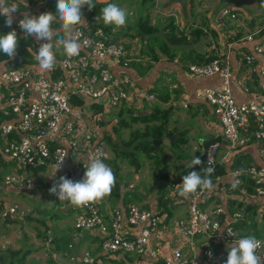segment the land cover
<instances>
[{
  "label": "built area",
  "instance_id": "obj_1",
  "mask_svg": "<svg viewBox=\"0 0 264 264\" xmlns=\"http://www.w3.org/2000/svg\"><path fill=\"white\" fill-rule=\"evenodd\" d=\"M8 1L9 6L14 4L16 8L19 4L32 7L23 0ZM24 15H16L13 23L21 34L24 32L19 21ZM216 18L224 24L234 20L235 13L232 8H223ZM73 37L84 47L73 57L59 47L61 53L52 71L40 70L33 45L27 46L31 63L17 69H0V88L7 90L0 108V156L15 169L3 176L5 187L32 189L36 182L28 170L45 162L53 170L62 159L64 163L57 176H64L65 166L75 160L71 178L82 180L89 155L104 162L111 157L106 142L94 131L99 114L106 109L157 99L156 92L139 88L126 76L113 72L112 64L128 67L139 61V53L127 50L123 40H114L112 33L86 22L74 26ZM252 38L248 34L244 39ZM242 61L249 72L256 74L259 93L241 102L235 100L234 91L247 93V81L237 78L227 63L214 60L189 65L194 75H218L221 79L218 88L204 90V98L221 127V140L208 147L200 172L203 177L208 170L216 187L212 191L198 189L187 199L179 196L176 202L185 204L186 214L169 231H164L167 214L154 207L129 202L123 208L110 209L106 216L95 203L80 207L73 227L97 231L103 254L133 255L139 258V264H226L230 246L247 237L238 228L245 213L228 211L216 199H264V36H260L250 53L242 56ZM96 105H101V112L96 111ZM250 144L257 145L259 162L253 160L249 166L233 167L237 156ZM228 163L231 171L214 174L216 167L225 168ZM237 181L238 186L233 188ZM8 211L17 216L25 213L17 204L8 206ZM172 232L173 238L176 235L175 245L166 238ZM257 239L264 241V233ZM52 240L47 237V243ZM257 255L264 261V244ZM94 262L89 252L79 258L68 256V264Z\"/></svg>",
  "mask_w": 264,
  "mask_h": 264
},
{
  "label": "crops",
  "instance_id": "obj_2",
  "mask_svg": "<svg viewBox=\"0 0 264 264\" xmlns=\"http://www.w3.org/2000/svg\"><path fill=\"white\" fill-rule=\"evenodd\" d=\"M201 4L205 2L206 5L213 8L212 11L204 10L197 11V6L194 9V16L189 13L190 0L187 2L186 14L183 13L179 5H171L167 8L164 7L166 0H93L96 4L93 20L96 23H103L102 15L98 6L107 3H114L121 8L127 9V25L130 24L129 17L134 20V25L137 24L140 17L149 14L151 25L155 26V23L159 19V23L162 26L158 30V35L163 36L162 28L170 21H173L178 28L191 29L193 34L187 36V42L185 44H172L167 47L166 52H161L156 49V57L151 61V67L144 71L143 66L148 62L150 54L135 50L141 54H138L139 61L133 62L128 67L120 65H111L114 73L122 76H126L137 87L153 91L157 93V99L155 101H149L148 105L143 102H137L130 106H123L126 112L123 113V117L129 119V117L135 114L137 117L150 116L154 114L155 108L159 111L169 109V123L166 126V130L175 133L168 136L162 141L166 140V143H158L153 145L157 148V154L155 158L157 162L153 160L151 154L150 157L145 156L144 153L139 152L137 155L138 160L144 158L145 162H152L154 174L153 177L159 180L165 181L164 185L157 187V191L153 192L155 196L151 194L144 197L145 190L143 186L137 187V180L139 178L140 170L143 168V163L138 170L129 164L126 160L130 171V175L134 177L133 181H125L118 175V182L120 183V197L117 201H112L106 195L103 199L94 202L100 213L106 216L107 212L112 208H123L129 202H134L142 207H154L158 211L163 212L162 208H158V199L163 195V199L167 200L172 205L171 214H167L166 229L169 231L175 227L179 218L186 214V206L180 202H176L179 198V187L183 181L176 183L174 175L172 173L159 172V163H165V159L169 160L170 153L175 157V161L182 162L184 156L181 155L182 144L189 138V142L186 144L190 146L192 155L189 157L184 165V169L181 174L184 176L190 168L189 165L193 158H197L202 154L201 141L207 139L221 138V127L214 118L209 104L204 98V90L207 88H218L221 79L218 75L209 77H202L194 75L189 70V65L197 62L202 55L204 58L208 55L215 57L222 63H227L231 69V72L237 78H244L247 81L249 91L247 93H241L238 90L234 91L235 100L237 102L247 101L254 98L259 93V84L257 76L253 72H249L242 61L244 54L250 53L254 44L260 38L264 36V22L260 17L264 14V2L259 3V0H234L240 4V7L232 8L235 13L234 20H228L224 24H220L213 13L217 7L218 0H200ZM200 4V5H201ZM83 19L81 22L89 20L88 10L82 9ZM213 12V13H212ZM179 15L178 22L175 20ZM188 23H192V26H188ZM205 23V25H202ZM105 25V24H104ZM106 26V25H105ZM131 25L123 26V28L130 29ZM111 33H116L119 28H115L114 25H107ZM156 27V26H155ZM189 29H187L189 31ZM196 29H201L198 33H194ZM211 30V31H210ZM213 31V33H212ZM248 34H252L251 40L244 39ZM126 44L127 42L137 41L131 37H122ZM129 40V41H128ZM140 41V40H139ZM40 44L45 41H38ZM56 46V45H55ZM145 49V48H144ZM59 50V49H58ZM131 50V49H130ZM61 50H59V55ZM141 71H144L141 73ZM7 90L0 88V108L4 102V95ZM160 93L161 97L165 98V101H161L158 98ZM120 108L112 109L111 112L117 117L109 118V123H104L99 126L97 122L96 133L97 136L103 137V133H111V136L118 143L122 141L121 134L124 131H129V135L133 130H143L145 126L151 125L150 122H137L132 124L128 128H122L119 135L115 136L112 133L115 120L119 118L118 112ZM130 110V112L128 111ZM148 110L145 115H139V113ZM128 111V112H127ZM132 112V113H131ZM101 120V119H100ZM102 122V121H101ZM128 138H124L126 141ZM180 138V141L176 142V139ZM103 139V138H101ZM192 141V146H191ZM175 142V143H174ZM122 146V145H121ZM166 153H163L165 152ZM162 153V154H161ZM249 154L254 161H256L257 145L250 144L246 147L245 152ZM198 154V155H197ZM197 156V157H196ZM111 158V157H110ZM121 157L117 160L119 161ZM73 162L70 161L65 166V174L63 177L71 179V167ZM259 162V161H256ZM167 163V162H166ZM169 164V163H168ZM148 166V165H147ZM202 166V164L200 165ZM200 168V167H199ZM232 166L229 163L225 166V172L231 171ZM15 169L8 163H5L0 156V225L5 231H0V264H4L8 261L9 253H13V260L15 264H35L36 261H41V264H68V256L79 258L84 252H89L95 259L93 264H139V258L133 255H119L111 256L105 255L100 249V234L95 230H76L73 227L75 215L80 210V207L73 206L67 200L60 201L56 195H53V202L58 201V208L65 210L57 214H62L61 217L50 219L49 215L46 217V211L53 205L51 202L49 189L59 181L60 177L54 174L49 162L38 165L35 169L28 170V174L35 180L36 186L31 189V193H24L29 197L35 198V203L42 201L41 209L34 203L33 205L25 204L23 200L18 201L14 194L23 193L21 189L12 187H5L2 183L3 176L14 172ZM119 173V172H118ZM85 174V172H84ZM55 175V177H54ZM62 177V176H61ZM84 178V175L82 179ZM74 181V180H73ZM133 191V193H131ZM32 199V198H31ZM217 203L227 206L228 211L239 210L240 208L253 207L258 211V217L262 211H264V199L250 198L244 199V201L238 200L236 197L225 200L222 197L216 199ZM17 204L24 210V215L17 217V215L9 213L8 206ZM52 204V205H51ZM237 206V207H236ZM57 208V209H58ZM178 208H183L184 212L173 213ZM262 208V210H261ZM71 211V215H69ZM245 213V220L248 225L252 221L248 214ZM177 219H176V218ZM20 220V223L15 224L12 221L16 219ZM258 229L260 235L263 234L261 230V220L259 218ZM258 222V221H257ZM47 230L50 234L47 235ZM242 234L244 230L239 229ZM252 231V230H250ZM173 233L167 235V239H171V243L175 245L176 235ZM41 236V237H40ZM50 236L53 240L51 243H47V237ZM81 264V263H79Z\"/></svg>",
  "mask_w": 264,
  "mask_h": 264
},
{
  "label": "clouds",
  "instance_id": "obj_3",
  "mask_svg": "<svg viewBox=\"0 0 264 264\" xmlns=\"http://www.w3.org/2000/svg\"><path fill=\"white\" fill-rule=\"evenodd\" d=\"M56 13L45 12L38 17L30 16L25 13L24 18L19 21V27L27 37L34 36L37 41H45L39 47L35 60L41 71L49 72L54 69L56 64L55 54L52 51V41L54 36H59L56 40V47H62L65 55L73 57L79 55L83 44L73 37L74 26L81 23L83 19L82 9L87 6L91 11L96 4L93 0H56ZM17 12L16 6H9L7 0H0V16L5 17V23L11 27L14 23L13 13ZM101 15L104 24L114 25L115 28H121L126 25L128 12L117 4L108 3L101 9ZM61 22L60 29L54 30L52 24L54 21ZM18 36L15 30L6 34H0V52L7 57H14L18 47ZM64 159L60 160L54 166V174L62 168ZM201 160L193 158L190 168L200 165ZM85 174L80 181H73L67 177H60L49 192L58 197L60 201H69L71 205L82 207L90 203L97 202L110 194L115 184V175L113 170L100 157L89 155L84 164ZM199 170V169H198ZM54 175V177H55ZM182 183L178 185L179 196L190 198L197 190L212 191L216 186L210 178V173L205 170L202 177L198 171H190L182 177ZM238 186V181L233 183V188ZM264 241L255 236H247L238 239L228 249L226 264H264L261 257L257 255V250L261 248Z\"/></svg>",
  "mask_w": 264,
  "mask_h": 264
},
{
  "label": "trees",
  "instance_id": "obj_4",
  "mask_svg": "<svg viewBox=\"0 0 264 264\" xmlns=\"http://www.w3.org/2000/svg\"><path fill=\"white\" fill-rule=\"evenodd\" d=\"M25 3H28L32 7H26L24 6L25 4H19L17 7V12L13 13V16L15 17L16 15L19 14H25L27 13L30 16H36L38 17L40 14L45 13V12H51L53 14L56 13V0H23ZM264 2V0H259V3ZM7 4L9 5V1L7 0ZM108 4V3H107ZM107 4L100 5L97 7V9H101L103 7H106ZM200 5L201 1L200 0H190L189 4V13L194 16L195 12V6ZM83 9L88 10V7L85 6ZM96 8H93L91 11L88 10L89 13V20L87 23H90L92 26L98 25L99 27L103 28L106 32L111 33L110 29H108L107 26H105L103 23H96L95 20H93L92 16L95 13ZM260 19L264 22V14L260 17ZM60 24L61 22L57 19L56 21L53 22L52 28L54 30H59L60 29ZM202 25H205L203 23ZM188 26H192V23H188ZM186 27V26H185ZM178 28V26L173 22L170 21L167 25H165L162 28L163 36L158 35V28L151 25L150 23V17L149 14H146L142 17L139 18L136 26L131 29H126V28H119V31L116 33H112V38L114 40H120L122 37H131L133 39L140 40L142 42V45L145 44V49H143V52L146 54H150V57L148 58V62H146L143 66L144 71L149 69L151 65V61L155 59L156 49H159L161 52H166L167 47L172 44H185L187 40V36L190 34H193L191 29L189 31L187 29ZM15 30L14 24H12L11 27H8L5 23V17L0 16V34H6L9 31ZM16 31V30H15ZM201 31V29H196L194 33H198ZM211 31V30H210ZM17 32V31H16ZM262 32H264V29H262ZM213 33V31H212ZM18 36V47L16 50V54L14 57H7L4 53L0 52V64L3 65L2 69H17L21 67L22 65L26 63H31L32 58L27 50V46L33 45V50L38 53L39 47H40V42H38L34 36L27 37L26 34H21L20 32H17ZM59 36H63V32H59ZM59 36H54L53 41L51 42L53 47L52 51L55 54V59H59V47H56V40L59 38ZM61 50L63 49L60 47ZM59 49V50H58ZM126 49H130V44L126 45ZM139 53V52H138ZM141 54V53H139ZM199 57L197 62H194L195 64H208L212 61L215 60V57L212 55L204 56L202 55H197ZM144 71H141L143 73ZM158 98L161 99V101H165V98L161 97L160 93L158 94ZM97 106V112L102 111L101 105H96ZM123 107V106H122ZM118 112V120L116 123L113 125L112 128V133L115 136H118L122 128H128L132 124L137 123L139 121L141 122H150L151 125L145 126L143 130H133L131 131L128 140L120 141L118 143L116 140H114L111 136V133H103V137L99 136V138H103V140L106 142L109 150L112 153V158H110L108 161H105V163L113 170L114 175H115V184L112 187V190L110 194H108V197L110 200L117 201L120 197V183L118 182V172L119 169L117 167V160L121 158H125L128 160L129 164H131L135 170H138L141 162L138 160L137 155L139 152L144 153L145 156L150 157L151 152L154 154H151V157L155 162L158 161L157 158H155L157 154V148L153 145V140H160L164 139L168 136H171L175 133L174 130L168 131L166 130V126L169 123V109L159 111L158 109L155 108V113L150 115V116H142V117H137L135 114L131 115L129 119H126L123 117V113H125L126 109L122 108ZM130 112V110H128ZM127 111V112H128ZM132 113V112H131ZM99 123V126L103 124L101 120L99 119L97 121ZM94 127V131L96 132V125ZM97 134V133H96ZM180 141V138L176 139V142ZM175 143V142H174ZM122 145V146H121ZM198 155V154H197ZM197 157V156H196ZM253 163V158L247 154V153H242L237 156V160L233 162V167H246L249 166ZM36 168V167H35ZM32 168V169H35ZM202 166H200L198 172H201ZM30 169V170H32ZM214 174L216 175H223L225 174V168L223 166L221 167H216ZM58 201L53 202V207L46 211L48 213L51 210V215L50 219H54L57 217H61L62 214H57L55 212V209L58 208ZM237 207V206H236ZM239 211L246 212L251 220L254 221L255 217L258 216V211L256 208L253 207H245V208H240ZM158 208H162L163 212H166L167 214H171V208L172 205L167 202V200L163 199V195H161L158 199ZM260 220H261V230L264 233V211L261 212L260 214ZM238 228H242L244 230V235L246 236H255L256 238L261 237L260 231L258 229V226L255 222H252L251 224L248 225L247 221H244L238 225ZM252 230V231H250ZM13 253H9L8 257L10 258L8 261H5L4 264H15L16 261L13 260Z\"/></svg>",
  "mask_w": 264,
  "mask_h": 264
},
{
  "label": "rangeland",
  "instance_id": "obj_5",
  "mask_svg": "<svg viewBox=\"0 0 264 264\" xmlns=\"http://www.w3.org/2000/svg\"><path fill=\"white\" fill-rule=\"evenodd\" d=\"M133 1V0H132ZM234 1V0H233ZM198 5V4H197ZM204 10H210V11H212L213 10V8L212 7H210V6H208V5H206L205 4V2H203L201 5H198L197 6V11H204ZM213 13V12H212ZM131 18L132 17H129V22H130V24H128V25H131L130 26V29L131 28H134L136 25H134L133 23H134V20H131ZM177 22H178V20H179V15L177 16V18L175 19ZM127 25V23H126V25H125V27L126 26H128ZM155 26L159 29V28H161L162 26L160 25V23H159V19H158V21L155 23ZM129 41V40H128ZM128 44H126V45H129L130 44V49H132V50H138L139 52H141V51H143V49L145 48V44H143L142 45V42H140L139 40H137V41H133V42H127ZM141 50V51H140ZM3 68V65H1L0 64V69H2ZM219 86H220V84H219ZM218 86V87H219ZM143 103L145 104V105H148L149 104V101H147V100H143ZM106 108H109L108 106H105ZM112 109H115V108H111V109H106L105 111H103L102 113H100L99 114V117H100V119H101V121L104 123V125L107 123H109L108 121H109V118H114V117H117V115L116 114H114V113H116V112H111L110 113V111L112 110ZM118 120V119H117ZM117 120H115V121H117ZM92 125H93V123H92ZM128 134H129V131H124L122 134H121V139L123 140L124 138L126 139V138H128ZM189 138H187L186 139V141H185V143L183 142V144H182V149H181V152H179L181 155H183L184 156V158H183V161L182 162H179V161H175L174 159H175V157H173L170 153H168V155H169V160L167 161L166 159H165V163H159V172L158 173H164V172H168V173H172L174 176V180L176 181V183H178V182H180L181 180H182V177H183V175L181 174V171L184 169V165H185V163L187 162L186 160H188L189 159V157L192 155V152H191V150H190V146L189 145H187L186 146V144L189 142ZM192 141H191V146H192ZM110 153H111V151H110ZM163 153H166V151L165 152H163ZM162 154V153H161ZM159 155L160 154H157V157L159 158ZM112 153H111V158H112ZM140 161L143 163V168L140 170V173L138 174L139 175V178H138V180H137V187H139V186H143V188H144V190H145V194H144V197H147L148 195H152V196H155V194L153 193V192H155V191H157V187H161L162 185H164V184H162V183H164L165 181H163V180H159L158 178H156V177H153V174H154V170H153V164L154 163H152V162H146L145 164H144V162H145V160H144V158H142V159H140ZM167 162V163H166ZM169 163V164H168ZM148 165V166H147ZM117 167H118V169H119V173H118V175H119V177L121 178V179H123V180H125V181H133V179H134V177L132 176V175H130V174H128L129 172L128 171H130V168H129V165H128V163H127V161L126 160H124V159H120L119 161H117ZM118 177V178H119ZM131 193H133V191H131ZM14 196H15V198L16 199H18V201H21V200H23L24 201V203L25 204H29V205H33L34 203H35V198L34 197H29V195H26V194H24V193H17V194H14ZM32 198V199H31ZM50 198H51V202H53V195L51 194L50 195ZM40 209H41V207H42V201H38V202H36L35 203ZM52 205V204H51ZM53 207V205L52 206H49V208L51 209ZM57 211V208L55 209V212ZM173 213L175 212V213H177V212H179V213H181V212H184V209L183 208H178L176 211H172ZM51 213V210L46 214V217H48V215H49V218H50V214ZM72 213H71V211H70V213H69V215H71ZM17 217H20V216H17ZM176 218V217H175ZM259 218L260 217H255V219H254V221L255 220H257L256 221V224L257 225H259ZM177 219V218H176ZM13 223H15V224H18V223H20V220L17 218L15 221H12ZM5 231V229L0 225V231ZM41 237V236H40ZM35 264H41V261H36V263Z\"/></svg>",
  "mask_w": 264,
  "mask_h": 264
},
{
  "label": "water",
  "instance_id": "obj_6",
  "mask_svg": "<svg viewBox=\"0 0 264 264\" xmlns=\"http://www.w3.org/2000/svg\"><path fill=\"white\" fill-rule=\"evenodd\" d=\"M187 2H188V0H166L164 7L167 8L171 5H179L181 7L183 13L186 14ZM236 7H240V4L233 1V0H218V4L214 10L213 17H215L218 14V12L223 8H236ZM147 113H148V110H145L144 112L139 113V115H145ZM220 140H221V138L217 137V138L207 139V140L201 141L202 154L198 157L201 160V164L205 161V155H206V151H207L208 147L214 143L220 142ZM162 142L166 143V140H164V141L157 140V141H154V144H158V143H162ZM200 165L195 166L194 169L189 168L188 171L185 173V175L188 174L192 170L198 171ZM22 192L23 193H31L32 191H31V189H23ZM63 210H65V209L58 208L57 212L60 213Z\"/></svg>",
  "mask_w": 264,
  "mask_h": 264
}]
</instances>
